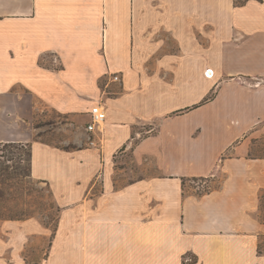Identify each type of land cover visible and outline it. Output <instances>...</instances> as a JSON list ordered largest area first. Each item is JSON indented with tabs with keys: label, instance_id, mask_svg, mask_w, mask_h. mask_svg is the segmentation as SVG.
<instances>
[{
	"label": "crops",
	"instance_id": "0c3cea01",
	"mask_svg": "<svg viewBox=\"0 0 264 264\" xmlns=\"http://www.w3.org/2000/svg\"><path fill=\"white\" fill-rule=\"evenodd\" d=\"M49 109L81 126L74 149L36 141ZM263 140L264 0H0V143L32 144L62 208L53 257L264 264ZM4 256L0 223V264H23Z\"/></svg>",
	"mask_w": 264,
	"mask_h": 264
},
{
	"label": "rangeland",
	"instance_id": "374dc122",
	"mask_svg": "<svg viewBox=\"0 0 264 264\" xmlns=\"http://www.w3.org/2000/svg\"><path fill=\"white\" fill-rule=\"evenodd\" d=\"M243 1L238 0V2ZM74 123L75 121L68 116L51 109L44 110L34 119L35 137L51 145L73 149L75 145L71 137L74 131L81 127L73 125ZM87 125L88 122L85 123V127ZM252 155L264 157V140L254 149ZM29 160V148L26 144L7 150L0 147L2 256L5 255L8 260L12 258L13 261L17 258L23 264H46L51 257L52 262L50 260L49 264H73L69 255L62 261L61 256L57 258L55 255L52 256V250L56 248L62 208L49 186L28 176ZM2 174L12 178L5 181V176ZM222 180V175L209 180L196 179L186 183V192L203 196L218 189ZM257 218L264 224V189L259 195ZM62 246H65L66 255L72 251L71 243L65 242ZM258 252L264 253V233L259 236Z\"/></svg>",
	"mask_w": 264,
	"mask_h": 264
},
{
	"label": "built area",
	"instance_id": "2783aa9c",
	"mask_svg": "<svg viewBox=\"0 0 264 264\" xmlns=\"http://www.w3.org/2000/svg\"><path fill=\"white\" fill-rule=\"evenodd\" d=\"M212 71V70H211ZM213 72V71H212ZM211 75H214V72L213 73H210V70H208L206 72V76L208 78H211L210 76ZM114 80L118 81L119 80V77L118 76H115L114 77ZM90 122L88 123V125L86 126V131L88 133H94L96 130H97V127L100 126L101 124H103L106 119H107V113H106V110H104L101 105H96L92 108V110L90 111ZM89 141L91 142L92 145H94V141L89 139Z\"/></svg>",
	"mask_w": 264,
	"mask_h": 264
},
{
	"label": "trees",
	"instance_id": "16d2710c",
	"mask_svg": "<svg viewBox=\"0 0 264 264\" xmlns=\"http://www.w3.org/2000/svg\"><path fill=\"white\" fill-rule=\"evenodd\" d=\"M241 3V2H240ZM38 138L40 137L39 135L37 136ZM36 141H40V140H38V139H36ZM41 142H43V141H41ZM45 143V142H44ZM23 145H25V144H17V143H0V147H2L3 149H9V148H12V147H19V146H23ZM27 146H28V148H29V156H30V160H29V163H30V165H29V171H28V176H32V144H26ZM75 148V147H74ZM73 148V149H74ZM65 150H71V149H69V148H64ZM10 160H12V159H10ZM2 176H5V174H2ZM12 177L11 176H9V175H6L5 176V181L7 180H9V179H11ZM208 193V192H207ZM12 220V219H11ZM14 220V219H13Z\"/></svg>",
	"mask_w": 264,
	"mask_h": 264
},
{
	"label": "bare ground",
	"instance_id": "6f19581e",
	"mask_svg": "<svg viewBox=\"0 0 264 264\" xmlns=\"http://www.w3.org/2000/svg\"><path fill=\"white\" fill-rule=\"evenodd\" d=\"M211 71V70H210ZM210 73H212V72H210ZM214 75H211L210 77L212 78Z\"/></svg>",
	"mask_w": 264,
	"mask_h": 264
}]
</instances>
